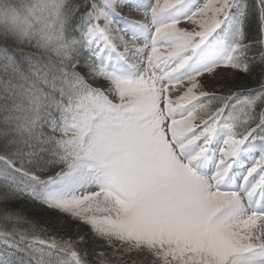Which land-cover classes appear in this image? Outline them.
<instances>
[{"label": "snow or ice", "instance_id": "1", "mask_svg": "<svg viewBox=\"0 0 264 264\" xmlns=\"http://www.w3.org/2000/svg\"><path fill=\"white\" fill-rule=\"evenodd\" d=\"M72 5L0 39V264H264V0Z\"/></svg>", "mask_w": 264, "mask_h": 264}, {"label": "clouds", "instance_id": "2", "mask_svg": "<svg viewBox=\"0 0 264 264\" xmlns=\"http://www.w3.org/2000/svg\"><path fill=\"white\" fill-rule=\"evenodd\" d=\"M72 0H0V39L32 46L53 63L69 62L78 41L69 35Z\"/></svg>", "mask_w": 264, "mask_h": 264}, {"label": "trees", "instance_id": "3", "mask_svg": "<svg viewBox=\"0 0 264 264\" xmlns=\"http://www.w3.org/2000/svg\"><path fill=\"white\" fill-rule=\"evenodd\" d=\"M243 83H245L248 87H251V88H256L257 87V85L255 83L251 82L250 80H245V81H243ZM68 223H69L68 229H63L62 232H63V234L65 235L66 238L74 237L76 235V232L71 234L70 231H71L72 228L75 227V222L69 221ZM85 230L86 229H85L84 226H82L80 228V232L81 233H83ZM90 249H91V246H89V250ZM103 250L104 249L99 248V247L96 249L97 252L103 251ZM89 259L94 261L95 257L94 256H89Z\"/></svg>", "mask_w": 264, "mask_h": 264}, {"label": "rangeland", "instance_id": "4", "mask_svg": "<svg viewBox=\"0 0 264 264\" xmlns=\"http://www.w3.org/2000/svg\"><path fill=\"white\" fill-rule=\"evenodd\" d=\"M68 227H69V223H67V224L65 225V228H64V229H68ZM75 232H76V229H75V227H74V228L71 229L70 233L72 234V233H75Z\"/></svg>", "mask_w": 264, "mask_h": 264}]
</instances>
